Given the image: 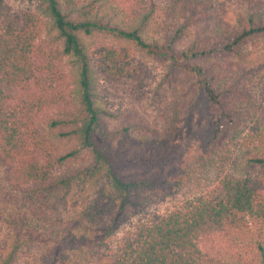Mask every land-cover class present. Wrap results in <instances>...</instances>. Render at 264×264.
<instances>
[{
	"label": "trees",
	"instance_id": "1",
	"mask_svg": "<svg viewBox=\"0 0 264 264\" xmlns=\"http://www.w3.org/2000/svg\"><path fill=\"white\" fill-rule=\"evenodd\" d=\"M35 1L61 42L58 53L69 57L74 68L75 96L70 107L48 119L44 131H27L28 113L22 115L24 107L19 110L14 103L20 91L39 80L34 68L39 16L33 11L12 13L7 0H0V166L6 169L12 189H27L34 213H0V221L13 234L11 249L0 257V264H82L76 253L68 251L75 247V239L61 238L56 225L50 219L45 222L38 205L70 203L81 209L85 222L98 224L96 236L106 238L117 233L151 194L182 186L190 159L176 141L177 123L186 120L192 127L199 120L209 150L234 125L231 119L240 116L234 105L242 80L260 67L245 61V47L264 38V0H250V11L232 23L223 17L216 0H171L166 8L168 31L161 39L147 33L153 9L135 22H123L99 8L93 10L89 3ZM191 28L194 36L183 44ZM95 38L112 43L92 50ZM131 49L168 63L161 85L178 100L162 130L119 118L103 105L102 79L117 85L136 79ZM225 60L230 66L223 70L218 63ZM261 121L264 130V110ZM32 144L46 147L43 157H24ZM247 161L264 174V142ZM247 214L264 215V181L228 172L208 194L186 199L128 231L108 264H204L201 243L240 225ZM49 237L59 244L58 250L44 260L19 263L24 250L46 244ZM88 237L81 233L76 239L85 244ZM260 250L264 264L263 245Z\"/></svg>",
	"mask_w": 264,
	"mask_h": 264
},
{
	"label": "rangeland",
	"instance_id": "2",
	"mask_svg": "<svg viewBox=\"0 0 264 264\" xmlns=\"http://www.w3.org/2000/svg\"><path fill=\"white\" fill-rule=\"evenodd\" d=\"M76 2L79 6L89 3L93 10L99 8L103 13L110 14L123 22L129 19L135 22L153 9V22L147 32L149 38L161 39L168 31L169 20L166 8L171 0H76ZM216 2L220 5L219 9L223 17L230 23L246 15L251 7L250 0H216ZM7 5L12 13L33 11L39 16V36L34 52V68L39 80H33L29 87L20 91V96L14 104L19 110L24 107L22 115L28 113L25 115L28 121V125L25 126L27 131L34 128L44 131L48 119L70 107L73 102L76 88L74 68L69 57L60 56L58 53L61 42L51 29L47 18L40 13L37 1L7 0ZM179 20L183 21L181 18ZM194 33L195 29L191 28L183 44L190 42ZM103 43H112V41L103 38L92 39L91 49L94 50L97 45ZM245 50L247 57L245 61L256 63L260 67L254 74L247 75L242 80L243 87L234 105L240 116L231 119L234 125L212 142L213 145L209 150L205 147L207 143L203 139L204 125L200 124L199 120L192 127L187 126L186 120L177 123L176 141L180 145V151L190 159L185 164L182 186L151 194L135 214L127 217L117 233L106 238L96 236L95 229H98V224L85 222L80 213L81 209L70 203L58 207H54L51 203L38 205L43 207L47 217L45 222L50 219L56 225L61 238L69 236V239H75V247H71L68 251L76 253L74 256L80 263L108 264L128 231H133L140 223L150 222L176 209L186 199L208 194L220 177L228 172L249 175L254 179L260 177L264 181V174L250 166L247 161L248 156L262 147L264 142V134L260 133L264 132L260 124L264 110V38H257L249 43ZM130 57L138 78L119 85L102 79L99 86L103 105L117 113L119 118L141 121L162 130L173 115V106L178 100L175 93L164 89L165 84L161 85L168 63L161 57L142 55L134 49H131ZM230 62L237 63L236 58H230ZM230 62L225 60L218 64L225 70L230 66ZM237 69L238 66L235 69L233 67L232 73L235 74ZM192 129L196 131L192 132ZM45 150L44 146L32 144L23 155L25 158L43 157ZM183 157L187 160L186 156ZM27 193L26 188L12 189L7 182L6 169L0 166L1 216L9 213L15 215L28 213L29 216H34L33 204L28 202ZM81 233L89 235L85 244H81L76 239ZM12 241L13 234L9 225L1 220L0 257L9 252ZM55 245L59 244L55 239L53 240V237H49L46 244L39 243L24 250L19 263L44 260L54 253L55 249L58 250ZM261 245L264 246V215L247 214L240 225L219 231L208 241L201 243L206 254L202 263L262 264Z\"/></svg>",
	"mask_w": 264,
	"mask_h": 264
}]
</instances>
